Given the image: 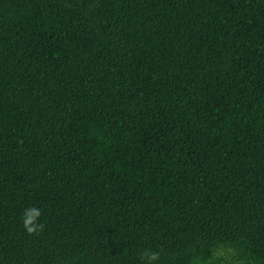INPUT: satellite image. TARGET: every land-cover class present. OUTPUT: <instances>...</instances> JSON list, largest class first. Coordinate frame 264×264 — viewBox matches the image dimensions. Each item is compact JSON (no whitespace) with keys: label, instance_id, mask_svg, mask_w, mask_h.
<instances>
[{"label":"trees","instance_id":"1","mask_svg":"<svg viewBox=\"0 0 264 264\" xmlns=\"http://www.w3.org/2000/svg\"><path fill=\"white\" fill-rule=\"evenodd\" d=\"M144 251L264 264V0H0V264Z\"/></svg>","mask_w":264,"mask_h":264},{"label":"clouds","instance_id":"2","mask_svg":"<svg viewBox=\"0 0 264 264\" xmlns=\"http://www.w3.org/2000/svg\"><path fill=\"white\" fill-rule=\"evenodd\" d=\"M41 215V210L34 206L29 207L23 213V227L29 236L38 235L39 233L43 232L45 225L43 223H37V220ZM142 259L145 261V264H154V262L159 259V254L144 251Z\"/></svg>","mask_w":264,"mask_h":264}]
</instances>
